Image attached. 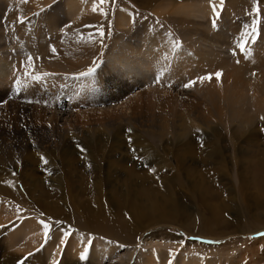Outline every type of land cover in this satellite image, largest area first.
<instances>
[{
	"label": "rangeland",
	"instance_id": "obj_1",
	"mask_svg": "<svg viewBox=\"0 0 264 264\" xmlns=\"http://www.w3.org/2000/svg\"><path fill=\"white\" fill-rule=\"evenodd\" d=\"M65 1L0 0V69L6 76L0 84V147L7 143L9 149L3 151L13 154L10 162L0 166V182L4 185L9 176L19 181L18 187L7 188L8 196L0 193L3 205L26 208L24 219L48 223L49 234L77 231L80 236L96 235L123 245L118 255L131 250L129 264H139L143 253L158 248L169 249L174 255L195 251L203 259L220 257L229 262L240 254L243 264H264V237L254 236L264 232V110L254 114L251 107L254 97L264 106V96L241 91L236 83L243 79V85L248 84L246 76L264 70V0L255 3L260 24L255 43L247 41V58L236 45L245 32L251 33L256 18L254 0H223L222 6L221 0H203L216 3L219 18L215 26L212 9L205 19L176 11L191 0H169L165 11L153 5L168 0H158L146 9L140 5L143 0H108L103 5L96 0L106 15L92 11L94 0H81L83 8L73 16L64 15ZM101 25L103 40L97 31ZM148 35L158 38L155 50L160 55L171 47L186 51V57L178 62L181 74L169 82L171 87L149 98L152 110L145 108L144 115L134 122L127 120L132 113L126 114L118 129L109 115L97 116L118 104L108 90L95 88V82L101 79L102 84L115 72L113 52L118 47L141 44L142 37ZM29 56L33 58L31 74H48L40 81L24 75ZM90 68L94 69L90 75H80ZM217 72L221 73L218 79L215 75L202 82L198 79ZM135 74H127L131 90L123 93L132 99L131 106L140 103L137 98L147 94L152 85H168L167 81L139 82ZM190 80L204 89L210 87L216 96L223 89L226 99L232 94L230 86H236L233 91L245 93L247 103L243 108L232 103L220 116L214 110L207 126L196 125L179 139L173 135L181 115L178 101L191 102L196 92L193 86L183 92L180 85ZM67 89L80 95L72 102ZM217 89L219 93L214 91ZM70 101L71 108L62 115ZM182 102L188 113L196 112L192 103ZM231 110L237 115L231 116ZM151 111L158 115L153 122L149 121ZM238 113L253 117V121L244 123ZM160 122L166 124L162 139L141 132L150 123ZM65 150L68 152L63 154ZM85 211L96 216L101 211L107 231L89 225L78 227L76 216ZM21 216L0 222V264H38L45 254L40 243L25 254L5 249L3 241L18 227ZM113 256L103 257L100 264L115 261L117 255ZM78 261L96 264L87 257ZM42 264L53 263L45 260Z\"/></svg>",
	"mask_w": 264,
	"mask_h": 264
},
{
	"label": "bare ground",
	"instance_id": "obj_2",
	"mask_svg": "<svg viewBox=\"0 0 264 264\" xmlns=\"http://www.w3.org/2000/svg\"><path fill=\"white\" fill-rule=\"evenodd\" d=\"M158 0H143L140 2V5L142 8L146 9L156 3ZM159 2V1H158ZM165 2V1H164ZM162 2L161 4H154V7H157V10L165 11L168 6H170L169 0L165 3ZM203 1V0H191L187 3H182V5L177 7V12L182 13L185 17H191L194 19H205L208 15L211 14V9L213 11L212 6L213 4H210V1ZM212 2V1H211ZM217 2V1H216ZM67 8L65 11L66 16H73L75 11L78 9L83 8V3L81 0H66L65 1ZM210 4V5H209ZM216 3H214L215 5ZM157 5V6H156ZM76 8V9H75ZM150 9V8H149ZM156 10V9H155ZM74 13V14H73ZM118 24V22H117ZM124 26V24L122 25ZM165 42L169 41V39L164 38ZM130 41V40H129ZM135 41V40H134ZM158 38L152 37L151 35H148L145 39L142 37L141 44L136 42L131 44L122 45L121 47H118L114 52V59H113V67L115 69V72L112 73V69L109 74L111 77L108 80L103 81L101 84V79H98V82H95V88H99L101 90H108L109 94H111V97L113 100L117 101L118 107L116 108V104L110 109V111H107L105 113H99L98 115L106 114L110 116V120L113 118V125L116 126L119 129V124H123L126 114H129L130 112L131 117L127 120L129 122H134L133 119L141 118L142 112L145 108H149V110H152V104L149 101L150 99H154L155 97L159 96L161 92H163L166 88L171 87L169 82L175 81L176 77L181 74V68L178 62L186 57L185 53L186 51H179L175 47H171L170 51H163L162 55H160V51L155 50V44L157 43ZM157 45V44H156ZM225 64V63H224ZM148 67L151 68V71L148 70ZM71 69H75V66H71ZM138 68H140V71H137ZM16 69H20V66H16ZM73 69V70H74ZM99 70L102 69L101 67H98ZM124 69V71H122ZM16 70V71H18ZM108 70H109V64H108ZM118 70V71H117ZM131 71L136 72L135 74V80L139 82L141 81H147V80H157L156 83L159 81H167L168 84L166 87H154L152 85V88H150V91L147 92L144 96L140 95L137 100L141 101L140 103H137L134 106H131L130 103L132 101L129 97H123V93L128 92L131 90L130 87H128V80L126 77L127 74ZM153 71V72H152ZM264 70H262L257 76H246L245 78L248 80V84H244L243 79H239L237 83V87L239 90L247 92V93H254L256 92L259 94V96H264ZM19 74V73H18ZM186 74V73H185ZM184 74V75H185ZM106 74H103L104 76ZM151 76L150 79H147V76ZM5 75H3V72L0 69V84H3L1 81V78H3ZM6 77V76H5ZM91 77V76H89ZM161 78V79H159ZM242 78V77H240ZM245 79V80H246ZM251 79V80H250ZM250 80V81H249ZM252 81V82H251ZM152 84V82H150ZM159 84V83H158ZM251 84V85H250ZM184 84L181 83L180 88L181 91L186 92L187 88L183 87ZM234 87L236 86H230L234 90ZM208 87L207 89H204L203 87H200L196 84L193 85V89L196 91L192 95L191 102L189 99H179L178 104L181 106L180 112V121L175 126V132L173 135L178 137L179 139L183 138L185 135L190 134V131L197 125V126H207L209 117H214V110L216 111L215 115L220 116V112L223 108L231 107L232 103H235L240 108L245 107L247 103V97L246 94H242L239 90L229 92L232 93L231 95L223 94V89L221 90L222 94L225 95L224 97L218 94L210 93L212 92L211 88ZM209 89V90H208ZM215 89V88H214ZM225 92L227 93L228 88L225 87ZM88 92H91L93 89L87 88ZM69 94H66V96L70 97V100L73 102V100L80 95V93H72L70 94V91L67 89ZM80 91V90H79ZM220 92L219 89L214 90ZM182 93V92H181ZM186 94V93H185ZM62 95L64 93L62 92ZM188 95V94H187ZM234 95V96H233ZM229 96V97H228ZM71 101L68 102L67 108H63L64 112L63 114H66V111L71 108ZM182 101H185L188 105V103L193 106L194 111L193 114L188 113V110L185 108L186 106H182ZM259 98H252L251 107L254 110L255 113H259L261 109L264 110L263 104L260 105ZM185 104V103H184ZM208 107L212 108L213 111L208 110ZM66 109V110H65ZM124 109V110H123ZM127 109L129 111H127ZM208 110V111H207ZM152 113H149L150 115H153L149 121L153 122L154 120H157L158 115L154 113V111H151ZM204 112V113H203ZM213 113V114H212ZM203 114V115H202ZM242 118L244 123H251L253 121V117H249L246 115H242L241 113H238ZM60 117V113L58 114ZM57 115V116H58ZM148 115V114H147ZM237 115V112L234 110H231V116ZM52 118L55 117V114L51 115ZM58 117V118H59ZM163 118V117H162ZM60 119V118H59ZM212 120V118H211ZM109 121V120H108ZM213 121V120H212ZM211 121V122H212ZM201 128V127H200ZM53 125H51L50 131L52 132ZM147 132L151 135V137H160L163 138V135L166 133V124L165 122L160 123H150L149 127H146L141 132ZM47 145V144H46ZM9 149V146L7 143H5L2 147H0V166H2L6 162H10L11 158L13 156L12 153L6 154L3 150ZM215 152H217V149H214ZM68 151H64L63 154H66ZM9 171V170H8ZM16 178V176H14ZM15 178L7 177V181L11 182V185L9 183L1 184L0 182V193L4 196H8L9 193L7 191L8 187L15 186V184H19V181L17 182ZM20 178H23L25 181H28L24 176L20 175ZM13 188V187H12ZM27 191L29 195L32 194V192L29 191L27 187ZM15 193V191H14ZM18 195L17 193H15ZM26 194V193H25ZM24 194V195H25ZM23 196V195H22ZM40 207V205H39ZM98 215L96 216L95 213H91V211H85L83 215L76 216L78 219V227H83L84 225H89L90 228H93L97 231L105 232L108 229V223L105 221L102 212L97 211ZM19 219V225L16 229H14L12 235H7L5 237V249L9 251H16L22 254L28 253L31 250H33L38 243L43 245V249L45 254L42 256L41 261L38 264H42L43 261H50L51 263H62L65 264L66 262L70 261L72 264H80V254L82 251H84L85 247H87V259L93 261L96 264H100V260L104 257L105 259H111L112 257H115L113 255H117L115 261L109 260L107 264H129V261H131V257L133 252L129 250V252L126 250V252L123 254L118 255L119 251L122 250L121 246L113 243L112 241L105 239V237H97L94 236H88L85 237L83 234H79V232L74 231L70 236L66 238V242L64 244H61V238L63 236V231H58L56 233L48 234V237L53 235L52 237H49L47 240L45 239L44 235V229L41 224L37 222L36 219L30 218V220L24 219L27 215V209L25 208H10L6 207V202H4L0 199V222L7 221L12 218H20ZM93 217V222H91V218ZM84 218V220H83ZM22 220V221H21ZM82 220V222L80 221ZM203 229V228H202ZM99 236V235H98ZM118 238V237H117ZM130 239V238H128ZM131 240V239H130ZM88 241H91V243H88ZM149 251V253H143L142 257H140V263L139 264H239L242 259H239L241 255L239 254L234 260L228 261L227 259H221L220 257H215L212 259H203L201 253L193 252H187L182 250L178 255H174L169 249H157ZM85 260V259H84ZM244 261V260H243ZM243 261L241 264H243ZM6 262V261H5Z\"/></svg>",
	"mask_w": 264,
	"mask_h": 264
},
{
	"label": "snow or ice",
	"instance_id": "obj_3",
	"mask_svg": "<svg viewBox=\"0 0 264 264\" xmlns=\"http://www.w3.org/2000/svg\"><path fill=\"white\" fill-rule=\"evenodd\" d=\"M21 2L22 3H27L28 0H21ZM107 2H108V0H98L99 5H103V4L107 3ZM255 3H256V0H254V7H253V13L255 14L256 18L252 21V24L250 26L251 27V33L245 32L244 36L241 38V40L236 45L239 48L240 52L244 53L246 55V58H247V54L249 53V49L246 46L247 45V41L250 39L252 41V43H255V41L257 39L256 33H257V30H258V25L260 24V15H259L260 14V9H259V7L255 6ZM222 5H223V0H221V6ZM212 8H213V15L215 17V19L213 20V26H215L216 20L219 18V12L217 11L216 5L213 4ZM92 11H94V12L100 11V13L102 15H106V13L104 12L103 8L97 6L96 0H94ZM17 19H18V21L20 23H24L23 19H21L19 17ZM85 27H91V26L90 25H85ZM97 31L99 32L101 40H103V37H104L103 26L102 25L99 26L97 28ZM52 51L54 52L55 49L53 48ZM233 54H235V52H233ZM32 60H33V58L31 56H29L27 58V63L24 64V67L26 69L24 75L25 76H30L31 79L34 80V81H40L41 79H43V76H46L48 74H46V73L43 74V75H41V74H34V75L31 74L30 71H28V70L33 68ZM22 64H23V62H22ZM93 71H94V69L90 68L87 73H81L80 75L81 76L90 75ZM212 75H215L217 77V79H218L219 76L221 75V73L217 72L215 74H208L206 76L198 77V79L201 82L203 80H205V79H209L210 80L212 78ZM19 83H20V81H19V79H17L16 80V85H19ZM195 83H196V81L190 80L188 83L184 84L183 87L189 88V87H192ZM0 103H2V101H0ZM261 119H264V117H262ZM197 131H199V129H197ZM81 150L84 151V149H81ZM132 151H135V149H132ZM138 159H139V157H138ZM41 160L45 164L48 163V161L46 159H44V157H41ZM153 171H154V169H153ZM13 175H15V173H13ZM6 183H9V185H11L10 181H8ZM55 223L56 224H60L62 222L56 221ZM41 224L43 225L45 239L47 240L49 238L48 234L51 231V226L48 223L44 222V221H41ZM0 227H2V226H0ZM62 231H63V236L61 238V244H64L66 242V238L69 235H71V233L69 231H67V230H62ZM254 236L264 237V232H257V233L254 234ZM250 238H253V237H250ZM88 243H91V241H88ZM206 243H218V242L206 241ZM41 247H43V245H41ZM121 247H123V245H121ZM87 252H88V249H87V247H85L84 251H82L81 254H80V259L81 260L86 259ZM29 255H31V253H29Z\"/></svg>",
	"mask_w": 264,
	"mask_h": 264
}]
</instances>
